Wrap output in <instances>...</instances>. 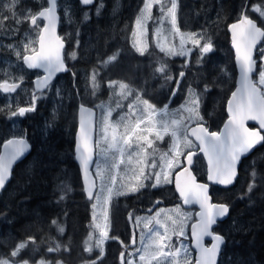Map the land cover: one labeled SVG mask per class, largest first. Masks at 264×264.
I'll return each mask as SVG.
<instances>
[{
  "label": "trees",
  "instance_id": "trees-1",
  "mask_svg": "<svg viewBox=\"0 0 264 264\" xmlns=\"http://www.w3.org/2000/svg\"><path fill=\"white\" fill-rule=\"evenodd\" d=\"M118 1L122 5L116 13ZM143 1L104 0L101 4V0H96L90 7V17L83 19L86 8L79 0H75L74 10L83 19L78 57L76 61L69 62L68 71L59 74L56 79L71 74L64 85L65 104L61 107L62 114L55 122V127L49 133L44 126L47 121H53V102L50 100L41 101L34 111L23 118L26 137L33 149L27 158L18 163L11 181L0 195V259L9 258L15 262L27 260L31 263L44 259L48 264H122L120 254L124 244L132 245L129 239L133 230L130 213H146L154 199H166L167 205L181 201L173 185L170 187L173 194L170 198L166 189L146 190L120 198L113 205V229L106 253L102 256L97 249L91 252L85 250L88 247L85 241L91 231L94 198L87 197L82 183L76 162L75 140L79 105H95L91 98L83 94L86 82L82 73L100 68L102 80H120L143 90L146 99L157 108L168 103L173 108L183 101L180 92L184 88L185 76H178L176 80L168 82L156 71L158 61L152 51L141 55L133 47L130 34ZM187 2L189 18L195 21L192 29L204 32L216 46L204 64L206 75L204 81L199 83V91L205 124L210 130H219L228 117L227 103L236 87L237 77L235 52L228 26L241 17L247 4V13L264 26L259 16L251 11V7L256 3L263 4L264 0ZM95 7L99 8L98 12L94 10ZM186 26V22H180L181 29H190ZM69 47L70 42L67 50ZM112 56H116V59L102 68V62ZM224 67L230 71L229 75L223 72ZM180 80L178 90L177 81ZM175 89L178 92L173 95ZM6 125L4 115L0 122V152L4 140L1 130ZM198 159L201 166L196 173L200 180L205 181L207 164L203 156ZM212 195L215 201L227 203L231 208L230 216L215 228L227 239L222 255L225 262L264 264V142L243 160L236 183L230 187L213 186ZM53 221L56 223L53 224ZM58 226L64 228L63 233L58 231ZM21 243H27V247L12 257L11 253ZM57 245L58 251H49L56 249Z\"/></svg>",
  "mask_w": 264,
  "mask_h": 264
},
{
  "label": "snow or ice",
  "instance_id": "snow-or-ice-1",
  "mask_svg": "<svg viewBox=\"0 0 264 264\" xmlns=\"http://www.w3.org/2000/svg\"><path fill=\"white\" fill-rule=\"evenodd\" d=\"M18 0H11L10 5L7 7L11 11L15 7ZM94 0H82V4L87 6L91 5ZM160 4V0H146L144 3L142 14L135 21V30L133 31V37L135 42L133 47L141 55L147 50V46L143 43L142 37L145 33L144 21L151 19V9L153 4ZM57 0H50V7L44 9L39 13L40 17L47 20V24L41 30L39 36V51L32 49V55H24L23 61L30 69L41 68L47 73L42 79L43 87L47 88L53 75L59 72L67 71L64 60L61 56V49L63 48V42L57 38L55 42L49 40L45 43L44 33L53 31L56 16ZM177 0H171L170 7L160 4V12L170 19L173 33H179L180 35V50L176 51L172 48H165L161 46V51L166 52L170 56H188L191 49H185V45L191 43L193 48L199 47V58L197 63L200 62V58H203L206 54L213 51V45L210 38L201 46V39H204L203 35L197 38V33H180L176 27V11H177ZM99 8L97 9V12ZM253 11L259 13L260 17L264 18V8L260 6L254 7ZM15 16V12L12 13ZM87 19V16L85 17ZM4 19H7L5 17ZM37 17L32 16L31 22L33 25L36 24ZM19 24L20 21L16 20ZM3 26V20H0V27ZM232 32V42L236 50V58L241 70L240 87L237 88L236 92L232 93V100L228 103V111L230 113L229 122L225 125V133L209 132L207 128L203 127L201 118L199 117V97L195 94L192 89H188V98L185 101L189 107L187 112L190 114L189 119L196 120L198 126L191 130L192 135L196 141L199 142L200 151L207 157L209 165V181L222 184L230 185L233 183L236 177V166L240 161L241 157L248 153L258 143L264 142V135H261L259 130H253L245 127V121L255 120L259 122L260 129H264V92H261L257 84L251 79V75L256 67V61L253 59V50L256 48L261 38H264V29L257 26L256 22L249 19L248 16L243 15L237 23H233L230 26ZM28 50V46H25V51ZM19 57L21 54L16 53ZM75 54L73 53V56ZM259 56L261 61H264V46L259 49ZM116 56L109 57V61L115 60ZM107 63V61L105 62ZM187 63V62H186ZM158 73L165 72V66L161 65L156 69ZM74 75V74H73ZM180 77L184 76V72H180ZM171 79V77H167ZM93 87H98L95 83V74L92 76ZM114 83V82H113ZM179 85V81H177ZM259 85L264 86V65L262 70L259 71ZM17 85H10L5 81L0 84V89L4 92L15 91ZM121 90L128 88L125 84H120ZM175 95V92H173ZM33 97V105L31 107H21L18 112H13V116L23 117L25 113L35 110V99ZM139 100V96H137ZM143 105L141 114L136 115L132 110V105H129L131 116H135L133 121L130 116H124L120 118L116 124H110L105 118L102 127L101 140L107 145V148L102 149L104 153L111 152L112 164L106 165L105 170H101L97 165L96 175L100 177V190L103 193V204L101 205L103 211L102 216L104 221L108 220L107 207L111 203L113 197H119L126 195L128 192H137L140 188L145 187L143 181L152 180L154 183L152 187L170 183L168 172L174 168L178 163V157L182 153L177 151L179 144V134L181 126L183 125V118L172 119L170 122L167 119H162L159 122L155 120L156 109L155 106L150 104L147 100L141 101ZM83 111V109H82ZM108 115H111L109 111ZM167 116V113H163ZM127 120V123H123ZM121 124H123V131H120ZM141 125H150L141 127ZM110 129V131H109ZM187 132V128H184ZM91 124L85 125L83 119L80 124V137L79 145L77 146L78 159L80 160L84 173L85 179L89 183L88 196L92 197V189L96 186L94 180H89L88 173L89 168L93 160V147L91 144ZM170 135L172 138L171 149L175 152V156L172 159L164 157V163L159 165V171H149L147 174L146 169H156L158 165L153 160L151 164L148 163V157L151 155L149 149L152 148L154 143L150 137H155V140L162 141L164 136ZM185 146L190 147L191 141H188L185 136ZM4 154L0 155V188H3L6 180L9 178L11 173L12 164L20 158L27 150L28 144L25 140H9L4 146ZM194 152L189 151L186 154V160L188 165H192ZM121 165L125 166V176L120 178L118 184V177L120 176ZM188 175V180L181 184L180 177L176 178V188L179 191L180 196L183 198L185 204L199 203L201 211L198 214L199 220L192 226V235L195 237L197 248L200 251L199 259L196 264H217V255L220 251L221 245L224 244V238L221 235H217L212 231V226L217 223L219 218H223L229 211L227 204H214L211 203V197L208 194V185L196 183L195 177L192 176L187 167L184 168L183 173ZM255 176V173H253ZM252 185L249 186L251 191ZM63 198V197H61ZM97 203H100L101 198L98 196ZM93 209L97 207V204L92 205ZM177 216H180L179 210L177 209ZM159 217V213H157ZM93 219L96 217L94 215ZM157 225V230L153 231L149 224L151 221L145 224V227L149 229L152 235L149 237V244L143 250L144 254L140 256L141 261H148L150 264L151 260H156L157 264H179L176 259L181 252V248H177L173 251H165V248L171 247V237L176 235L183 237L185 235L183 217L179 220L173 219L171 216L166 217L164 221L153 218ZM139 220V218H137ZM171 221V227L168 223ZM53 224L56 222L53 221ZM96 228H101L100 224L95 225ZM105 227L107 225L105 224ZM163 229V232L160 231ZM60 233L64 232L62 226H58ZM205 236L212 238L211 247H205L202 243ZM109 239V234L106 230L100 232V238L96 240L95 247L100 249L101 254L103 253V244ZM113 239H115L113 237ZM143 241V236L141 237ZM31 242V240L29 241ZM85 243L89 245L86 247V251L91 252L93 250L90 245V238ZM135 243V240H133ZM121 244L123 242L121 241ZM27 247V243L19 244L16 249L11 253L12 257L19 255L21 250ZM183 247V246H181ZM151 249V251H149ZM59 245L56 249H49V251H58ZM169 258L171 260L169 261ZM124 255L121 253V262L123 264ZM0 264H10L8 260L0 259ZM25 264L27 262L25 261ZM40 264H44L43 261ZM128 264H132L131 261ZM184 264H190L188 260L187 250L184 249Z\"/></svg>",
  "mask_w": 264,
  "mask_h": 264
},
{
  "label": "rangeland",
  "instance_id": "rangeland-1",
  "mask_svg": "<svg viewBox=\"0 0 264 264\" xmlns=\"http://www.w3.org/2000/svg\"><path fill=\"white\" fill-rule=\"evenodd\" d=\"M68 1V0H66ZM188 0H177V11H176V27L179 29L180 33H197V38L199 39L201 35H203L204 39H201V46L205 43L207 40L206 34L204 32H200L199 30H193L192 27H194L195 21L194 19L189 18L188 10L186 9ZM193 2H198L199 0H190ZM257 1V0H256ZM146 0L143 1L138 14L136 16V19L141 16L142 9L144 6V3ZM11 0H0V20H3V26L0 27V76H3L5 78H13L16 79L17 76H19L20 80H23V84L16 90L13 91L11 94L5 95L4 98V104L2 106V110L5 112V116L10 120L9 126L2 130L1 133L6 136L7 138L10 136H26L25 129L22 125V119L25 115H27L29 112L25 113L23 117L21 116H13V112H18L19 108L24 107H31L33 105V97H37L34 101L35 103V109L36 106L43 100H50V102H53V108L51 109L52 114V120L51 123H48L50 121H47L46 125L44 126L45 131L49 133L54 127L55 122L58 120V117L62 114L61 113V107L64 103V98L66 97V91L64 90V85L66 82L71 78V74L67 76H63L60 79L56 80L50 87L43 90L42 92L35 93L34 85L31 84L29 76H31L32 71L28 70L24 63H23V55L25 53L32 52V49H36L37 43H38V28H33L30 24V20L32 16H35L36 13L39 12L40 9L47 6L48 1L47 0H18L17 4L14 8L10 11L7 7L10 5ZM104 3V0H101V4ZM171 0H160V4H163L165 6V11L167 7H170ZM160 4H153V7L151 9V19H147L144 21L145 25V33L142 37L143 43L147 46V50L144 52V54H149V52L152 51V54H154V57H157L158 61V68L163 65L165 66V72L164 73H158L162 78L167 80L168 82H171L172 80H176L178 76H180V72H184V76L186 78L184 88L181 90L180 94L183 96V101L181 104H179L176 107H169L166 105L162 108L156 109V115L155 120L159 122L162 119H167L169 122L172 119H181L183 118V125L181 126V131L179 134V144L177 151L182 153L176 159H178L179 163L172 168L168 172L170 183L167 184H161L157 187H152L151 184L154 183L152 180H145L143 181L145 184V187L140 188L137 192H128L126 195L119 196V197H113L111 203L107 207V213H108V220L104 221L102 216V207L103 204V193L100 190V177L96 175L97 172V165H99L101 170H105V166H110L112 164L111 152L104 153L102 149L107 148V145L104 141L101 140V134H102V127L103 122L105 118H107L108 123L110 124H116L118 121H120L121 117L124 116H130V118L134 121L135 116H131L129 105H132V110L135 112L136 115L141 114V109L143 105L141 104V101L147 100L144 96V91L137 89L131 84H128L126 82L120 81V80H102L99 76L101 69L96 68L92 69L89 72H83L82 77H84V81L86 82V87L83 91V94L91 98L94 102L95 107L98 110V119H97V139H96V160L94 163V173L97 178L98 183V189L95 194L93 204H97V207L93 209L92 207V225H91V231L87 237V240L90 238V245L93 249H97L100 251V249L95 247V242L100 238V232L102 230H106L110 236L113 223V211L114 207L113 205L120 201V198H126L132 195H136L142 191H149L152 192L156 189H166L168 191V197L170 198L173 196L171 193L170 187L173 185V178L174 173L177 169L183 166L184 164V157L186 154L194 149H197L198 146L196 142L188 135V129L190 125L198 123L196 120L189 119V113L187 112V105L185 101L188 98V89H192L195 94L199 97V117L201 118V122H204L203 115L201 112V93H200V86L199 83L204 81L205 78V68L204 64L210 59V53L203 56V58H200V62L197 63V59L199 58V47L193 48L191 43H188L185 45V49H191L188 56H170L167 55L166 52L161 51V46L165 48H172L176 51L180 50V35L179 33H173L172 26L170 23V19L166 16H164L160 12ZM121 1L117 2V5L115 7V12L118 13L121 9ZM260 6L264 8V3H256L253 7H251V11H253L254 7ZM60 8L64 14V31L65 36L67 37L68 42H70V47L68 48L66 52V58L68 62H74L77 60L78 57V50L80 48V31L76 32V25L74 29V34L70 31V26L75 23L76 16L74 14V8H71V6L68 3H65V0H60ZM97 7L94 8L96 11ZM13 12H15V16H13ZM92 12V9L86 8L84 11V16L90 17ZM114 12V11H113ZM188 14V15H187ZM259 18L264 22V18L260 17L259 13H256ZM7 17V19H4ZM16 20H19L20 23L17 24ZM136 21V20H135ZM180 22H185L188 24L190 29H187V31L180 29ZM38 25H42L41 22H38ZM135 30V24L134 29ZM133 31L130 34L131 42L134 44L135 39L133 37ZM213 45V51L216 49V46L214 45V42L211 41ZM28 46V50L25 51V46ZM264 46L263 43L260 44L259 49ZM259 49L257 53V61H258V70L255 74L256 82L259 84V71L262 70V65H264V61H261L259 56ZM212 51V52H213ZM19 52L21 55L18 57L16 53ZM73 53L75 54L73 56ZM107 61V63H105ZM187 62V63H186ZM110 61L109 58L105 59L101 67L106 68L109 65ZM223 72L226 75L230 74V71H228L227 68H223ZM95 74V83L98 85V87H93V80L92 76ZM176 76V77H175ZM167 77H171V79H167ZM82 80V79H80ZM114 82V83H113ZM120 84H125L128 86L127 89L121 90ZM181 84V80L179 81V85H177V89L179 88ZM264 89V86H261ZM177 89H175V93H177ZM179 90V89H178ZM137 96H139V100H137ZM148 101V100H147ZM149 102V101H148ZM150 103V102H149ZM151 104V103H150ZM153 105V104H152ZM111 111V115L109 116L108 113ZM32 112V111H31ZM167 113V116H164L163 113ZM123 123H127V120H125ZM150 125H141V127H146ZM187 128V132L184 131V128ZM110 131V129H109ZM120 131H123V124H121ZM185 136L188 141H191V146L187 147L185 146ZM150 139H153L154 143L152 145V148L149 149V152L151 155L148 157V163L151 164L153 160L156 161V164L158 167L156 169H146V174L149 171L155 172L159 171V165L164 163V157H167L168 159H172L175 156V152L172 151L171 145H172V138L170 135L164 136V139L162 141L155 140V137H150ZM201 166V162L199 159H197V162L195 164V170L196 172H199V168ZM125 176V166L121 165L120 168V176L118 177V184L120 182V178ZM170 193V195H169ZM100 197V203H97V197ZM173 201V199H172ZM152 205L147 209L146 213L138 214L135 211H132L130 214L132 216L133 220V230H131V234H129V239L132 241L131 246L130 244H124L123 249L121 252H123L124 259L123 264H128L129 261L132 262V264H148V261H141L140 256L144 254V249L149 244V237L152 235L151 232H149V229L145 227V224L151 221V224H149V227L155 231L157 230V225L155 224V220L153 218H158L162 221L166 219V217L171 216L173 219L179 220L181 217H183V225H184V231L185 235L183 237H178L176 235H173L171 237V247L165 248V251H175L177 248H181L180 255L176 258L179 261V264H184V249L187 250L188 253V260L191 263L195 260V251L192 248L191 245V224L196 219V208H185L182 205V202L179 201L178 203L167 205L166 199H154L152 201ZM177 209L179 210L180 216H177ZM157 213H159V217H157ZM96 217L94 220L93 217ZM112 218V219H111ZM139 218V220H137ZM170 227H171V221H168ZM100 224L101 228H96L95 225ZM105 224L107 227H105ZM161 232H163V229H160ZM143 236V241L141 240V237ZM133 240H135V243H133ZM109 242V239H107L103 244V253L102 256L106 253V246ZM89 246V245H88ZM183 246V247H181ZM151 251V249L149 250ZM121 257V254H120ZM222 256V262L221 264H230L225 262V258ZM3 260H8L10 264H25V261L27 264H40L41 261L44 262V264H48L49 262L41 259L37 263H31L27 260L22 261H12L9 258H2ZM230 258H228L229 260ZM171 258H169V261ZM122 263V262H121ZM59 264H63L60 262ZM150 264H157L156 260H151ZM165 264H168V261H165Z\"/></svg>",
  "mask_w": 264,
  "mask_h": 264
},
{
  "label": "water",
  "instance_id": "water-1",
  "mask_svg": "<svg viewBox=\"0 0 264 264\" xmlns=\"http://www.w3.org/2000/svg\"><path fill=\"white\" fill-rule=\"evenodd\" d=\"M95 1H96V0H94V2H93L91 5H93V4L95 3ZM80 2H81V4H82V0H80ZM82 5H83V4H82ZM91 5H87V6L83 5V6H85V7H89V6H91ZM48 7H50V0H49V6H48ZM48 7H46V8H48ZM247 7H248V4H247L246 8L244 9V12H243L242 16H243V15L248 16L249 19H251V20H253V21L256 22V24H257L258 27L264 29V27L259 23V21H258L256 18H254V17L251 16V15H247ZM46 8H44V9H46ZM44 9H43V10H44ZM43 10H42V11H43ZM56 16H57V19H56V22H55L54 30H53V31H49V32H45V33H44L45 43L47 44L49 40L55 42V41L57 40V38L63 42V48L61 49V56H62V58H63V60H64L65 67H66V69H67V71H68L69 68H68V65H67V63H66V61H65V47H66V41L62 38V36H61L60 33H59V27H60V21H61V14H60V12H59L58 0H57V6H56ZM242 16H241V18H242ZM42 18H43V17H42ZM44 20H45V25H46V24H47V20H46L45 18H44ZM238 20H239V19H238ZM238 20H235V21L231 22V23L229 24V26H230L231 24H233V23H237ZM229 26H228V31H229L230 38H231L232 48H233V50H234V52H235V62H236V67H237L236 87H235L234 90L232 91V93H233V92H236L237 88L240 87L241 70H240V66H239V63H238L237 58H236V50H235V47H234L233 42H232V32H231V29H230ZM44 27H45V26H44ZM263 41H264V38H261L260 41H259V43L257 44L256 48L253 50V59L256 61V67H255V70L253 71V73H252V75H251V79H252L253 82H255V83H256V80H255L254 75H255V73H256V71H257V69H258V63H257V59H256V57H257V51H258V48H259L260 44H261ZM28 55H32V54H28ZM42 70L44 71V69H42ZM63 72H66V71H63ZM59 73H62V72H59ZM59 73H56L55 75H53V77L51 78L49 84H50V83H51V82L57 77V75H58ZM46 75H47V73L44 71L43 76L40 77V78H43V77L46 76ZM39 83H40V85L43 87V81H42V79L39 80ZM256 84H257V83H256ZM257 87H259L260 90H261V92H263V89H262L258 84H257ZM232 93H231V95H230V97H229L228 103H229L230 100H232ZM228 103H227V115H228V117H227L226 121L224 122V124L222 125V127L220 128V130H210V129L207 127V125H206L205 123H202V124H203V127L207 128L209 132H217V133H221V134L225 133V125L228 124V122H229V117H230V113H229V111H228ZM82 109H83V111H82ZM82 119H83V121H84V123H85L86 126L89 125V124H91V126H92V132H91V144H92V147H93V160H92V163H91V165H90L89 173H88L89 180H94V181H95V185H96V186L92 189V193H93V194H92V197H89V196H88L89 183H88V182L86 181V179H85L84 169H83V166H82L80 160L78 159V153H77V146L79 145V142H80V140H79V137H80V124H81V120H82ZM97 119H98V111H97V109H96L95 107H93V106H91V105H88V104H80V105H79V108H78V128H77L76 140H75L76 162H77V164H78V166H79L80 173H81V178H82V183H83V186H84V188H85V191H86L87 197H88L89 199H93V198L95 197V194H96V191H97V188H98L97 178H96V175H95L94 170H93L94 163H95V160H96V151H97V147H96V139H97ZM197 126H198V123H195V124H192V125L189 127V129H188V135H189V136H190V137H191V138L197 143V145H198V149H196V150H191L192 152L195 153V155L193 156V163H192V165H188V164H187L186 157H185V164H184V166H183L182 168H180V169L175 173V175H174V188H175L177 194L179 195V197L181 198L183 206H184L185 208L196 207V208L198 209L197 212H196V220H195V221L192 223V225H191V245H192L193 249H194L195 252H196V260H195L192 264H196V261L199 259V256H200V251H199V249L197 248L195 237H193V235H192V226H193L194 224H196L197 221L199 220L200 217H199L198 214L200 213L201 208H200L199 203H195V202H193V203L185 204V203L183 202V198L180 196L179 191H178L177 188H176V178H177V176L180 177V182H181V184H184V183L188 180V175H186V174H182V173H183L184 168L187 167V168L189 169L190 174H191L192 176L195 177V181H196V183L207 184V185L209 186V187H208V194H209V196L211 197V203H214V204H227V203L218 202V201H215V200H214V197H213V195H212V186H219V187H230V186H233V185L236 183V181H237V179H238V177H239V175H240V169H241V165H242L243 160H244L247 156H249L251 153H253V152L255 151L256 148H258L260 145L263 144V142L258 143V144H257L256 146H254V147H253L248 153L244 154V155L241 157L240 161L238 162V164H237V166H236V177H235V179H234V181H233L232 184H230V185H222V184H218V183H215V182L209 181V179H208L209 165H208L207 157L204 155L203 152L200 151L199 142L196 141L195 137L192 135L191 130H192L193 128H196ZM245 127L249 128V129H253V130H259L260 133H261V135H264V129H260V125H259V122H258V121H255V120H247V121H245ZM20 139H23V140L26 141V143L28 144V150H27V151H26V152H25L20 158H18V159L12 164V167H11V173H10L9 178L6 180L4 187H3V188H0V195H1V193L3 192V190L5 189V187L8 185V183L11 181V179H12V177H13V172H14V168H15L16 164H17L18 162H20L21 160H23L27 155H29V154L31 153L32 149H33V146H32L30 140H29L27 137H11L10 139L6 140V141L3 143V146H2V149H1V153H0V155L4 154V151H5L4 146L7 144V142H8L9 140H20ZM200 155H202V156L204 157V159H205V161H206V164H207V180H206V181H202V180H200V179L198 178V175L196 174V172H195V170H194V167H195V164H196V159H197V157H199ZM227 205H228V204H227ZM228 207H229V211H228V213L226 214V216L223 217V218H219V219L217 220V223H216L215 225L212 226V231H213L215 234L223 236V238H224V244L226 243V237H225L223 234H221V233H219V232H216V231H215V227L218 225V223H219L220 221H224V220H226V219L230 216L231 208H230L229 205H228ZM202 243H203V245H204L205 247H211L213 241H212V238H211V237L205 236V237L203 238ZM224 244L221 245L220 251H219V253H218V255H217V264H219V261H220V258H221L222 252H223V246H224Z\"/></svg>",
  "mask_w": 264,
  "mask_h": 264
},
{
  "label": "flooded vegetation",
  "instance_id": "flooded-vegetation-1",
  "mask_svg": "<svg viewBox=\"0 0 264 264\" xmlns=\"http://www.w3.org/2000/svg\"><path fill=\"white\" fill-rule=\"evenodd\" d=\"M48 1V3H47V6H45V7H43L42 9H40L39 10V12L38 13H36V17H37V20H36V24L35 25H33L32 24V22H31V20H30V24H31V26L33 27V28H35V27H37L38 28V43H37V47H36V50L37 51H39V36H40V34H41V30L44 28V26H45V20H44V18H42V17H40L39 16V13L44 9V8H46V7H48L49 6V0H47ZM192 3H194L193 1H191ZM66 3V2H65ZM188 3V2H187ZM68 4L71 6V8H74V6H75V0H68ZM58 5H59V11H60V14H61V23H60V27H59V32H60V34H61V36L63 37V39L66 41V44L68 45V40H67V37L64 35L65 34V31H64V24H63V21H64V14H63V12H62V10H61V8H60V0H58ZM74 9H76V8H74ZM111 10V9H110ZM74 14H75V16H76V19H75V23L74 24H72L71 26H70V31L74 34V29H75V25H76V32H78V31H80V29H81V23L83 22V19H86L85 18V16H83V19H81V17H80V14L78 15L77 14V12L74 10ZM41 22V26L40 25H38L39 23L38 22ZM80 38H81V35L79 36ZM28 54H33L32 52H30V53H25L24 55H28ZM23 55V56H24ZM23 63H24V65H25V67L28 69V70H30V71H32V74H31V76H29L28 78H30V83L31 84H33L34 85V89H35V93H39V92H42L43 90H45V89H47L48 87H50L54 82H55V80H56V78L58 77V75H57V77L49 84V86L47 87V88H44V87H42L41 85H40V83H38V78H40V77H42L43 76V74H44V71L41 69V68H37V69H30V68H28L27 67V65H26V63L23 61ZM5 81H7V83L8 84H10V85H12V84H14V85H17V87L15 88V91L23 84V80H20L19 79V76H17V78L16 79H13V78H5V77H3V76H0V84H3ZM13 92V91H12ZM12 92H4L2 89H0V119L2 118V117H4V115H5V112L2 110V106H3V104H4V98H5V95L7 96L8 94H11ZM5 118H6V121H7V125L5 126V129L9 126V124H10V120L5 116ZM22 125H23V119H22ZM5 129H3L2 128V130H5ZM1 130V131H2ZM11 137H13V136H10V137H6V136H4V140H3V143L6 141V140H8V139H10ZM3 143H2V146H3ZM2 149V148H1ZM1 153V152H0ZM18 165V164H17ZM16 165V166H17ZM16 166H15V168H16ZM15 168H14V170H15ZM178 170V169H177ZM176 170V171H177Z\"/></svg>",
  "mask_w": 264,
  "mask_h": 264
},
{
  "label": "bare ground",
  "instance_id": "bare-ground-1",
  "mask_svg": "<svg viewBox=\"0 0 264 264\" xmlns=\"http://www.w3.org/2000/svg\"><path fill=\"white\" fill-rule=\"evenodd\" d=\"M203 1H204V0H203ZM190 6H191V5H190ZM215 9H216V8H215ZM187 12H188V11H187ZM106 13H107V12H106ZM106 15H107V14H106ZM106 15H105V16H106ZM107 17H108V16H107ZM110 18H111V17H110ZM113 18H114V17H113ZM113 18H112V19H113ZM106 19H107V18H106ZM95 21H96V20H95ZM103 21H104V20H103ZM110 21H111V20H110ZM105 22H107V21L105 20ZM105 22H104V23H105ZM108 22H109V21H108ZM108 22H107V23H108ZM105 24H106V23H105ZM98 25H101V24H98ZM102 26H103V25H102ZM102 26H101V27H102ZM93 27H94V25H93ZM93 27H92V28H93ZM107 27H108V26H107ZM99 28H100V27H99ZM109 28H110V27H109ZM101 31H102V30H101ZM98 32H100V30H99ZM100 33H101V32H100ZM100 33H99V34H100ZM91 34H92V33H91ZM99 34H98V35H99ZM94 37H95V36H94ZM91 39H92V37H91ZM96 40H97V38H96ZM108 41H109V40H108ZM98 42H99V41H98ZM103 42H104V41H103ZM96 43H97V42H96ZM103 44H104V43H103ZM107 44H108V43H107ZM97 45H98V44H97ZM97 45H96V46H97ZM98 46H99V45H98ZM106 48H107V47H106ZM106 48H105V49H106ZM96 50H97V48H96ZM102 50H103V49H102ZM106 50H107V49H106ZM97 53H98V52H97ZM99 53H100V52H99ZM221 94H222V93H221ZM43 118H44V117H43ZM3 119H4V117H2V118L0 119V122H2ZM29 122H30V121H29ZM30 128H31V127H30ZM30 142H31V141H30ZM31 144H32V143H31ZM32 146H33V145H32ZM37 154H38V153H37ZM39 154H40V153H39ZM27 156H28V155H27ZM27 156H26L25 158H27ZM25 158H24V159H25ZM24 159H23V160H24ZM23 160H21V161H23ZM21 161H20V162H21ZM18 163H19V162H18ZM18 163H17V164H18ZM17 164H16V165H17ZM239 212H240V211H239ZM226 240H227V239H226Z\"/></svg>",
  "mask_w": 264,
  "mask_h": 264
}]
</instances>
